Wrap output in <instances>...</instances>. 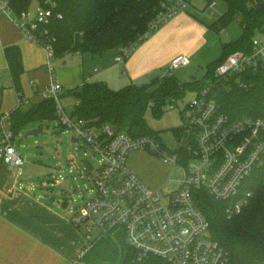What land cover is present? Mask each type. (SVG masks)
I'll use <instances>...</instances> for the list:
<instances>
[{
  "label": "built area",
  "instance_id": "built-area-1",
  "mask_svg": "<svg viewBox=\"0 0 264 264\" xmlns=\"http://www.w3.org/2000/svg\"><path fill=\"white\" fill-rule=\"evenodd\" d=\"M189 4V0H165L140 40L149 38ZM54 7L55 4L36 5L18 15L10 0H0V13L10 17L28 40L45 50L49 67L56 57V37L48 26L63 18ZM136 45L137 42L121 47L116 62L124 64ZM190 63L188 56H176L170 63V74ZM248 73L264 76V39L256 35L249 49L235 51L221 61L192 101L183 104L179 110L182 125L175 132L178 145L169 147L158 136L132 137L110 125H91L67 111L59 96L63 87L51 68V85L45 94L57 103L60 128L84 138L101 157L97 167L89 164L94 197L73 217L75 227L84 232L86 245L68 264L82 261L98 240L119 230L140 261L158 257L170 264H227V253L212 239L210 222L196 204L194 190L204 189L214 200L226 202L229 217L240 214L249 202L252 194L242 191V186L262 163L264 119L232 120L217 101L222 89ZM237 83L246 88L240 78ZM18 97L22 105L25 99L20 94ZM179 102L173 100L169 106L174 108ZM11 119L10 112L0 115V163L21 170L26 161L15 144ZM135 151H148L165 164L185 167L181 187L173 192L150 188L128 166L129 156Z\"/></svg>",
  "mask_w": 264,
  "mask_h": 264
},
{
  "label": "trees",
  "instance_id": "trees-1",
  "mask_svg": "<svg viewBox=\"0 0 264 264\" xmlns=\"http://www.w3.org/2000/svg\"><path fill=\"white\" fill-rule=\"evenodd\" d=\"M165 0H10L16 14L33 5L50 7L63 15L48 26L56 37L55 56L67 54L103 55L129 43H140L150 29L151 22L162 9ZM215 0H207L208 8ZM226 11L211 25L215 31L239 20L243 34L236 41L223 45V55L208 66V77L215 67L231 53L250 48L255 31H264V8L256 12L264 0H221ZM36 2V4H34ZM153 33V32H152ZM151 33V34H152ZM14 89L21 95L22 76L25 73L23 56L18 46L5 50ZM246 84L242 88L237 83ZM204 82L182 80L177 74L167 75L146 84H130L120 90L111 89L105 82H86L73 90L78 104L73 115L98 127L110 125L115 131L132 137L158 136L147 121L152 111L161 117L173 100H183L189 91H197ZM221 110L232 120L244 117L264 119V76L243 74L236 77L231 87L217 96ZM58 120L54 98H47L28 111L17 109L12 113V130L16 135L30 124ZM250 192L248 204L240 214L229 217L227 203L214 200L204 189L194 190L198 207L210 222L212 239L227 253V264H264V156L262 163L242 186ZM87 264H170L158 257L139 260L138 253L126 241L123 231H112L98 240L82 259Z\"/></svg>",
  "mask_w": 264,
  "mask_h": 264
},
{
  "label": "crops",
  "instance_id": "crops-1",
  "mask_svg": "<svg viewBox=\"0 0 264 264\" xmlns=\"http://www.w3.org/2000/svg\"><path fill=\"white\" fill-rule=\"evenodd\" d=\"M214 3L216 5L209 8L218 5ZM181 25L178 20L167 22L157 34L147 38L143 47L131 53L124 64L116 62L121 48L103 55L75 53L59 57L60 60L68 57L72 65L65 62L54 65L52 60L50 67L54 77L63 87L60 94L75 98L73 90L86 82H105L111 89L120 90L130 84H144L140 82L149 78L154 81L170 75L171 61L183 53L179 47L174 52L167 35ZM9 46H18L22 52L25 73L21 95L25 99L23 104L29 105L25 109H22L23 104H9L13 97L19 103L5 54ZM108 53L115 55L108 56ZM50 67L45 50L28 40L10 17L0 13V115L17 109L28 111L47 99L45 91L52 78ZM77 104L75 98L69 112H73ZM36 125L30 124L31 127ZM144 163L166 167L148 151H135L129 156V168L151 188L162 189L155 175L144 169ZM23 167L10 169L0 163V264H68L86 245L84 232L73 224L79 207L71 206L64 192H48L33 181L24 182Z\"/></svg>",
  "mask_w": 264,
  "mask_h": 264
},
{
  "label": "rangeland",
  "instance_id": "rangeland-1",
  "mask_svg": "<svg viewBox=\"0 0 264 264\" xmlns=\"http://www.w3.org/2000/svg\"><path fill=\"white\" fill-rule=\"evenodd\" d=\"M189 1L191 4L185 11L176 14L169 20V22L178 20L182 23L177 30H172L167 35L172 49L177 52L179 47L182 49V55L188 56L191 60L189 66L178 70L175 74L184 81L197 79L207 82L208 66L222 57L225 43L236 41L241 37L243 29L238 19L218 32L211 28V25L218 21L226 11V6L221 0H215L218 5L214 8H206L207 0ZM32 7H36V5ZM165 25L155 29L149 38L157 34ZM255 35L264 39V33L261 30L257 29ZM146 41L147 39L138 43L132 54L143 47L142 45ZM114 55V53H108V56L113 57ZM108 59L110 60L109 57ZM59 60L58 57H55L53 64L65 62L66 65H72V61L68 57ZM152 79L149 78L140 83H150ZM196 95V91H189L177 106L174 108L167 106L164 114L159 118H156L151 110L148 111L146 117L150 127L169 147L178 145L175 132L182 125L179 110L183 104L192 101ZM59 96L68 111L72 110L71 104L75 102V98L67 94ZM9 104L19 105L16 97H13ZM28 106L23 104L22 109ZM10 126H12V122H10ZM30 127L29 125L22 128L14 137L15 144L26 161L23 167V181L40 184L48 192L50 190L64 192L70 205L74 207H80L90 202L94 197L92 191L95 186L89 173L91 168L89 164L97 167L101 159L94 147L84 138H76L75 134L62 130L58 120L45 121L43 124ZM35 129L38 130L37 134L25 136L27 132ZM160 162L164 166L170 167L171 170L154 163H144V169L155 175L157 181L162 184L163 191H176L186 178L185 167H174L165 164L162 160ZM43 182L45 183L43 184ZM47 185L50 187L47 188Z\"/></svg>",
  "mask_w": 264,
  "mask_h": 264
},
{
  "label": "water",
  "instance_id": "water-1",
  "mask_svg": "<svg viewBox=\"0 0 264 264\" xmlns=\"http://www.w3.org/2000/svg\"><path fill=\"white\" fill-rule=\"evenodd\" d=\"M263 8H264V2H262V3H260V4L257 5L256 12L257 13H260ZM165 77H163V78H165ZM37 133H38V130L35 129V130H31V131L27 132L25 134V136H29V135H33V134H37Z\"/></svg>",
  "mask_w": 264,
  "mask_h": 264
}]
</instances>
